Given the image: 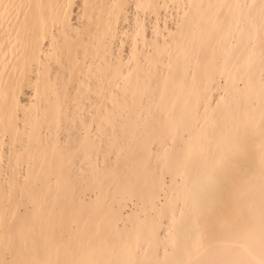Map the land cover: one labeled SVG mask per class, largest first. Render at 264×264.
Segmentation results:
<instances>
[{
  "label": "bare ground",
  "instance_id": "obj_1",
  "mask_svg": "<svg viewBox=\"0 0 264 264\" xmlns=\"http://www.w3.org/2000/svg\"><path fill=\"white\" fill-rule=\"evenodd\" d=\"M0 264H264V0H0Z\"/></svg>",
  "mask_w": 264,
  "mask_h": 264
},
{
  "label": "clouds",
  "instance_id": "obj_2",
  "mask_svg": "<svg viewBox=\"0 0 264 264\" xmlns=\"http://www.w3.org/2000/svg\"><path fill=\"white\" fill-rule=\"evenodd\" d=\"M226 161H221V167L223 168V167H225L226 166Z\"/></svg>",
  "mask_w": 264,
  "mask_h": 264
}]
</instances>
